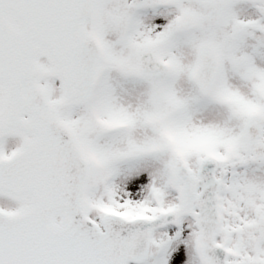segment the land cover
<instances>
[{
	"label": "snow or ice",
	"instance_id": "6c2138e0",
	"mask_svg": "<svg viewBox=\"0 0 264 264\" xmlns=\"http://www.w3.org/2000/svg\"><path fill=\"white\" fill-rule=\"evenodd\" d=\"M0 264H264V0H0Z\"/></svg>",
	"mask_w": 264,
	"mask_h": 264
}]
</instances>
